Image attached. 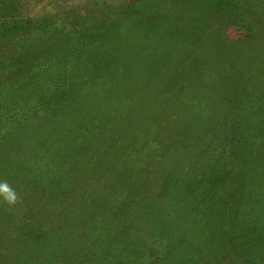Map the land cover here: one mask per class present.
I'll return each mask as SVG.
<instances>
[{"label":"trees","instance_id":"trees-1","mask_svg":"<svg viewBox=\"0 0 264 264\" xmlns=\"http://www.w3.org/2000/svg\"><path fill=\"white\" fill-rule=\"evenodd\" d=\"M40 1L0 0V164L2 158L13 160L15 156L18 160L26 153L28 161L31 157V161H35L29 168L20 165V171H29L27 174L23 171L25 179L29 178L27 183L12 171L5 172L6 176L0 177V183H7L15 196H25L28 199L25 206L36 211L38 207L43 209V203H40L41 206L37 204L42 194L40 200L32 202L34 205L29 206V201L40 189L23 191L29 180H34L30 175L33 166L36 173L49 172L54 176L56 171V176H60L66 174L67 167L73 166L69 165L70 162L76 161L75 169L78 165L86 168L75 170L77 176L83 177L84 183L72 193L69 192L70 185L66 183L69 178L66 177L63 183L52 187L54 193L50 197L54 199L58 195V203L64 209L60 213H49L51 215L44 213L42 218L36 214H24L19 218L20 206L24 208L22 201L17 196L16 203H8L5 194L0 193V222L19 225L15 232L9 225L3 234L0 232V235L10 238L14 237V233L19 237L10 239L9 246L15 248L11 256L8 250L1 249L4 243L1 242L0 264H264V90L254 88L256 84H251V87L247 82L241 86L234 83V89L242 99L233 104V97L225 98L232 102L227 105L234 109L233 112L211 114L205 110L210 107L207 102L203 106L200 101H195L194 107L184 108L187 94L192 97L203 91L195 76H190L189 84L183 81L175 87H158L152 98L130 94L120 111L105 114L97 110L90 115L83 110L81 96L90 89L91 79L86 75L77 79L79 70L87 69L89 64L101 66V63L94 62L98 59L103 62L105 51L117 49L116 45L123 41L133 43L137 40L139 29L144 28L142 24L158 13L165 1L172 0L128 2L126 7L133 6L135 10L132 13L129 11L130 14L124 18L123 13L118 14L112 9L98 15L97 11L87 7L91 3L83 13L75 9L66 13L42 14L41 11L32 14V7ZM215 3L222 6L226 0H215ZM18 44L21 47H17ZM4 48L8 50L3 51ZM196 71H189V75ZM260 77L264 78V73ZM258 81L254 79L253 82ZM228 91L227 85L222 84L224 97ZM170 92L173 94L172 102L170 97L164 99ZM77 95H80L79 99L75 98ZM212 101L214 99L209 102ZM208 114L211 121L204 119ZM140 115L146 121L141 129L136 125L141 120ZM44 117L48 121L46 124L58 123L63 132L70 131L69 127L74 129L56 139H51L55 131L52 127L43 129L41 126L39 130H31V136L24 135L35 121L39 122ZM214 120L226 126L209 129L207 125L214 124ZM237 120L241 123L237 124ZM41 130L43 134H36ZM70 139L74 141L71 143ZM208 139H214L215 144L212 145L213 142ZM52 140H57V143L51 145ZM133 142L146 144V160H140L136 153L134 155L128 150L123 154V145ZM1 143L11 145L6 148ZM16 144L18 146H14ZM90 144L95 149L84 148ZM51 146L66 156L56 160L62 158L64 161H49L47 151L52 149ZM22 147L23 150H20ZM25 148L32 149L26 152ZM203 151L204 165L201 167L199 155ZM69 157L70 162L67 161ZM91 159H97L100 165L95 169L86 166L84 162ZM197 159L200 161L194 165L199 167L185 173L188 178L181 187L190 190L180 197L173 194L174 190H160L159 187L166 184L171 187L170 180L183 175L179 172L187 161ZM187 165L190 166V163ZM93 172L106 179V191L110 190L114 195L112 203L108 202L113 205L111 208L116 204H129L131 210L128 215H118L117 211L110 209L107 201L112 197H107L103 209L97 207L93 196L102 185L100 180L92 179ZM192 172L197 173L196 176L191 175ZM150 184L156 190L152 191L151 198H147ZM84 192L89 194L88 198ZM71 202L76 213L87 214L90 220L88 234L98 243L96 252L88 253L83 247H78L76 229L69 235V240L59 243L56 240L62 236L59 230L64 227L63 221L70 216ZM14 207L17 214L12 211ZM86 207L88 210L84 209ZM161 207L172 209L176 214L171 216L172 219L185 221L188 225L175 224V235L170 236L168 228L160 221H150L154 214L162 219L161 214H157ZM178 208L180 213L188 211L190 215L180 214ZM135 212H139V217L147 222L135 224ZM164 215L168 217L169 214ZM44 217H54L58 221L47 228L42 225ZM125 218L133 220L127 223ZM250 221L254 224L250 223L244 229L255 231L256 235L253 239L236 240V227ZM180 226L187 227L191 238L185 240L187 232ZM247 231H242V235L250 234ZM149 233H154L159 243L150 240L152 245L147 241L145 235L149 236ZM198 235L199 241L192 238H198ZM64 242L70 244L65 246ZM62 249L64 253H61ZM185 251L189 252L187 256L183 254ZM7 257H11L9 261H6Z\"/></svg>","mask_w":264,"mask_h":264},{"label":"rangeland","instance_id":"rangeland-1","mask_svg":"<svg viewBox=\"0 0 264 264\" xmlns=\"http://www.w3.org/2000/svg\"><path fill=\"white\" fill-rule=\"evenodd\" d=\"M136 1L138 0H41L36 4V6L32 7L31 13L37 14L43 11L41 12L42 14H57L70 12L71 10L75 9L78 13H83V11L86 10V6L88 5V3H91V5L87 7H89L92 11H97L98 15L104 12V10L108 12L110 9H112L118 14L123 13L124 18L126 17V15L130 14L129 11H131L132 13L134 9L133 6L126 7V4L128 2L132 3ZM162 6L163 7H160V11L158 13H154L149 17V21L145 23L147 25L142 24L144 28L141 27L139 29L140 34L139 37H137V40L133 41V43L123 41V43H121L120 45H116L117 49L113 48L105 51V54L103 55L105 59H103V62L100 61V59L96 61L94 60V63H101V66H93L92 64H89L87 69L79 70V74L76 75L77 79L83 75H86V77L89 76V78L91 79L90 89L84 91L85 95L81 94L82 100L84 101L83 110L85 109L84 111H86V113L92 115L97 110L103 111V113L105 114L113 113L117 110L120 111L121 106L130 94L133 96L137 95V97L144 99L148 97L152 98L153 92L157 91L158 87L163 86V88H165L167 85L175 87L183 81L187 83L190 76H195V78L197 79L196 81L202 85L203 91L197 92V95L192 97L187 94V97L185 96V98H187L188 101H186V107L184 108L186 109L188 107H194L195 101H200V104L202 105L204 102H207V105H209L210 107H206L207 109L205 110L211 114L218 112V114L220 113L221 115V112H233L234 109H231L232 107L230 108L229 105H227L229 101H227L225 98L233 97L231 98L233 104L240 102V100L242 99L234 89V83H236L237 86H241L246 82L249 85L256 84L255 86L253 85L254 88H258L257 90H259L260 88L264 90V78L260 77L264 73V0H226V3H224V5L222 6H218L215 3V0H172L171 2L165 1ZM23 7L25 8L26 6L23 5ZM166 11L168 12L166 13ZM19 46L21 47L20 44L17 45V47ZM6 50L8 49L4 48L3 51ZM132 50L134 52H131ZM129 63L133 64L129 65ZM134 64L138 65L135 66ZM257 66H259L260 68H258ZM195 70H197L198 72L196 71L195 74L191 73L189 75V71ZM254 79H258L259 81L253 82ZM222 84H226L229 89L228 92H225V97L224 93L221 92ZM79 97L80 95H77L75 98L79 99ZM168 97H170L169 101L172 102V92H170V95H165L164 99ZM164 99H162V102L164 101ZM212 99H214V101L210 103L209 101ZM232 102H229V104H231ZM254 105L257 106V103H254ZM164 106L165 105H163V109ZM70 110L72 111L71 108ZM238 111H234V113H238ZM185 112L188 111L185 110ZM140 116L141 120L138 121L136 125L140 126L141 129L143 126H145L146 121L142 118V115ZM209 118L210 117L208 114L204 119L211 121ZM216 118L219 119L218 117H215V119ZM47 122L48 121L45 119V117L39 122L35 121L34 125L36 124V126L31 125V127L24 132V135L28 136L31 130H39L41 126L43 127V129L45 127H52L55 131L53 132L54 136L51 139H56L60 136H66L68 132H72V129H74V127H69L70 131L66 129L68 132H63L61 131V128H59L60 125L58 123L48 125L49 123L46 124ZM213 123L214 124L207 125L209 129H217V127L219 129L220 127L226 126L222 123L221 125L215 123V120L213 121ZM239 123H241V121L237 120V124ZM64 125L67 126L68 124ZM41 133L42 130L41 132H38L36 134ZM214 139H208V141L213 142L212 145H214ZM73 141V139H70L71 143ZM53 142L57 143V140H52L50 144L54 145L55 143L53 144ZM205 143L209 142H204V144ZM3 145L7 148L11 144L1 143V146ZM14 146L18 145L16 144ZM33 146L34 145H32V147ZM39 146L40 145H38V148ZM41 146L43 147V145ZM200 146L202 145L200 144ZM84 148L95 149L92 144L88 145L87 147L85 146ZM123 148L125 149L123 154L128 150L134 155L136 153L135 156L140 160L142 158H144V160L147 159V155L145 153L146 149H144L147 148L145 143L133 142L129 145H123ZM31 149L32 148H25L24 151L29 152ZM20 150H23V147L20 148ZM203 153L204 151L201 153V155H199L202 162V164L200 165L201 167L204 165ZM27 154L28 153L22 155V158H18V160L17 157L13 156L12 154L11 155L15 158L13 160L2 158V162L0 164V177L5 178V172L12 171L11 173L18 175L17 177L21 176V179H25L26 177L23 171L26 170L20 171V165L23 168H29V166H31V164L33 165V162H35L31 161V158L33 157H31L30 161H28L29 155ZM47 155H49V161L55 160V162L64 161V159L62 158L66 157L65 154L63 155L62 153H60L58 151V148L55 147H52L50 151H47ZM59 157L62 158L60 160H56L59 159ZM70 159L71 157H69L67 161H69ZM131 160L132 162H134V157H132ZM199 161L200 159L193 160L191 162L187 161L188 163H190V166L187 165V162V166L183 162L185 167L180 166L184 168H182V170L179 172V174L182 173L183 175H180L177 179L170 178V182L173 186L171 185V187H169V184H166L163 187H159L160 190H162L163 192L174 190L172 191L173 194H176L179 197L182 196L185 191L190 190L187 187H184L186 189H181V187L184 186L183 184L185 183V180H187L188 178L185 173H190L194 168L199 167L195 166L199 163ZM84 163L91 169H95L98 165H100L97 159H91V161L89 160ZM71 164L73 166H71ZM75 164L76 161L70 162L69 165L71 167H67L65 170L66 174L60 176H56V171H54L55 169L53 170L54 176H52L51 173L49 174V172L45 174L36 173L34 172L35 166H33L30 175L34 180H29L27 187L23 189V191H25L26 189L27 191H31L33 188H39L40 190L38 191V193L36 195H33L34 197H32V200L29 201V206L34 205V201L36 203V200H40V194H42L41 200L37 202V204H39L38 206H41L43 203L45 207L43 206V209H40L38 207L39 210L37 211L35 208H28L25 206V203L26 201H28V199H26V197L23 195L17 194L18 197H16L22 201V205L24 204V208L20 206L21 213L19 214V218H22V216L24 217V214L29 216H33L34 214L38 216L41 215L42 218V215L44 213L48 215H51L49 213L52 212V214L60 213L61 210L64 209V207L60 206V204L58 203V195L54 199L50 197L54 193L52 187L55 188L56 184L58 185L59 182L63 183V179L65 177L69 178L67 179L66 183L67 186L70 185V193H72L75 188L77 189L80 184H83V177L77 176L76 171H80L81 169L86 168L83 166L79 167L78 165V169H75ZM130 165L133 166V164ZM53 167L55 168V166ZM127 170L130 171L129 168H127ZM28 172L26 171V174ZM195 172H192L191 175L196 176L197 173ZM170 174H173V172ZM85 178L87 179V177ZM28 179H25V183H27ZM92 179H98L101 182L102 187H99V190L97 189V192L94 193L93 198L96 199L97 207H102L103 209L107 199L112 196L114 197V195L112 192H110V190H108V192L106 191L107 181H104L106 179H103V175L98 172H93ZM18 181L21 182L19 179ZM151 185L152 184H150L149 188L146 191L147 198H151L152 191L156 190V187L152 188ZM88 188L90 189L91 185L88 186ZM65 193L67 194V192ZM84 194L87 198L89 197V194L87 192H84ZM113 197L108 199L107 201L110 209H112L113 211H117L118 215H120L121 213H125L122 214L124 216L128 215V212H130L131 210L129 204H123L122 206H117L116 204V207L111 208L113 205L110 206L108 202L112 203ZM72 206H74L73 202H71L70 204L71 209L68 210L71 211V213L69 212L70 216H67L68 220L63 221L62 225L64 227L59 230L62 236L58 237L56 240L58 241V243L69 240V238H71L69 235L72 231L75 232L76 229V239L78 247H81V249L83 247L85 250H87L86 252L88 253H92V251L96 252L98 243L94 242V238L88 234L90 228L88 225L90 220L87 218V214L81 213L80 215L76 213V208ZM169 206L174 209V207H172L171 205ZM84 209L88 210V207ZM172 209L161 207L160 211L158 210L157 214H161L162 219H158L155 214L153 215V219H150V221H152L153 223L161 222L164 226H166V228H168L167 232L170 234V236L175 235L174 232H176L177 229V227H175V224H182L184 226L188 225L185 221L177 222V219V221H174V218L171 216H175L176 214L172 211ZM184 209L185 208H183L182 211ZM99 210H101V208ZM178 210L180 213V208H178ZM12 211L17 214L16 207H14ZM171 213L173 214L170 215ZM135 214L136 215L134 218L137 221L135 222V224L138 223L142 225L147 222V220L139 217V212H135ZM163 214L169 215L168 217L165 215L163 217ZM180 214L190 215L188 211H183ZM15 218L19 220V218ZM42 220H44V222H42V225L47 228H51L53 224L57 223L58 221L57 218L54 219V217L53 219L44 217ZM132 220L133 219L131 218H125V222L127 223L131 222ZM250 223L251 225L254 224L252 223V221H250L246 224H239L238 228L236 227L237 230L234 231L236 240H244L248 238L253 239V237L256 235L255 231L250 232L244 229L246 226H249L248 224ZM7 225L0 222L1 234H3L4 231L8 228ZM18 226L19 225L10 224L9 228H11L13 232H15V230L17 231L16 228ZM184 226L180 227H183L187 232V227L185 228ZM242 231H247L250 234H244V236L242 235L244 233ZM15 234L16 233L13 234V238H10L6 235H0V244L1 242H4L3 245H1V249L5 248L6 250H8V255L10 256L14 253L15 249L13 246H9L10 239H19V237ZM79 234L81 235V237H78ZM188 235L189 233L187 232L185 240L189 237ZM199 237L200 235H198V238L194 236L192 238L199 241ZM145 238L147 241L153 240L159 243V239L156 238L154 233H149V236L146 234ZM181 239H183V237ZM150 243H152L153 245V242L150 241ZM64 244L65 246H67L70 243L64 242ZM62 251L61 253H64V249H62ZM57 253L61 254L59 252ZM188 253L189 252L187 251L183 252L184 256H187ZM9 258L11 257H7L6 261H9ZM181 258L184 259L183 256Z\"/></svg>","mask_w":264,"mask_h":264},{"label":"clouds","instance_id":"clouds-1","mask_svg":"<svg viewBox=\"0 0 264 264\" xmlns=\"http://www.w3.org/2000/svg\"><path fill=\"white\" fill-rule=\"evenodd\" d=\"M0 193L5 194L4 198L8 201V203H15L16 196L7 183H0Z\"/></svg>","mask_w":264,"mask_h":264}]
</instances>
